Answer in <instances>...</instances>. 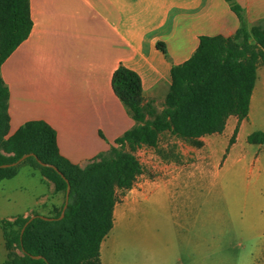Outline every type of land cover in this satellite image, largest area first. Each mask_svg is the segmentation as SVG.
<instances>
[{
    "label": "trees",
    "instance_id": "trees-1",
    "mask_svg": "<svg viewBox=\"0 0 264 264\" xmlns=\"http://www.w3.org/2000/svg\"><path fill=\"white\" fill-rule=\"evenodd\" d=\"M226 1L241 20V26L233 36L200 37L194 53L171 68L172 81L161 111L152 101H145L139 74L124 65L118 66L112 86L135 124L116 139V145L108 152L85 167L61 155L56 131L44 120L27 121L8 135L9 88L0 72V165L33 153L41 161L54 164L64 177L53 167L40 164L34 155L21 163L38 169L54 184L56 192L66 194L70 184L62 218L46 220L37 216L25 227L30 215L1 219L8 252L3 264H102L100 247L114 225L116 191L132 188L143 172L135 155L137 148H157L166 132L201 146L202 136L224 131L230 115L239 120L248 116L257 68L261 61L264 63V24L247 25L243 7L236 0ZM32 27L29 0H0V70ZM157 45L165 51L163 44ZM236 133L237 128L229 143L234 142ZM247 142L264 143V131H253ZM21 163L0 166V182L15 176ZM64 203L49 216L59 217Z\"/></svg>",
    "mask_w": 264,
    "mask_h": 264
},
{
    "label": "crops",
    "instance_id": "crops-1",
    "mask_svg": "<svg viewBox=\"0 0 264 264\" xmlns=\"http://www.w3.org/2000/svg\"><path fill=\"white\" fill-rule=\"evenodd\" d=\"M236 1L243 7L247 25L264 24V0ZM29 3L32 30L0 70L9 88L8 135L27 121L44 120L56 131L61 155L80 166L108 152L135 124L112 86L119 65L139 74L145 101L161 111L172 81L171 68L194 53L200 37L233 36L241 26L226 0ZM263 99L264 66L261 70L258 66L248 116L239 120L230 115L225 126L230 134L237 128V141L247 140L253 131H264L255 121ZM212 151L218 155L223 149ZM107 244L101 243L102 264H111Z\"/></svg>",
    "mask_w": 264,
    "mask_h": 264
},
{
    "label": "rangeland",
    "instance_id": "rangeland-1",
    "mask_svg": "<svg viewBox=\"0 0 264 264\" xmlns=\"http://www.w3.org/2000/svg\"><path fill=\"white\" fill-rule=\"evenodd\" d=\"M257 112L256 127L264 128V99ZM232 135L226 128L196 146L166 132L157 148H137L143 172L132 188L117 189L104 239L111 264H264V145L236 136L229 143ZM64 200V191L21 163L0 182V221L53 215ZM7 258L0 225V264Z\"/></svg>",
    "mask_w": 264,
    "mask_h": 264
},
{
    "label": "water",
    "instance_id": "water-1",
    "mask_svg": "<svg viewBox=\"0 0 264 264\" xmlns=\"http://www.w3.org/2000/svg\"><path fill=\"white\" fill-rule=\"evenodd\" d=\"M30 155H34L33 153H26V154H24L23 156H21L19 159H17L16 161H14V162H12V163H7V164H1L0 166H9V165H17V164H19V163H21L24 159H26L28 156H30ZM36 158H37V160H38V162L40 163V164H42V165H44V166H49V167H53L55 170H57L63 177H64V175L59 171V169L54 165V164H52V163H47V162H43V161H41L36 155H34ZM67 180V179H66ZM69 193H70V184L68 183V185H67V190H66V194H65V203H64V206H63V209H62V212H61V215L59 216V217H51V216H46V215H44V214H33V215H31L29 218H28V220H27V222L25 223V225H24V227L33 219V218H35V217H37V216H39V217H41V218H43V219H46V220H54V219H57V218H62L63 217V215H64V212H65V209H66V207H67V205H68V201H69ZM24 229V228H23ZM33 257H35V258H40L41 257V255H34Z\"/></svg>",
    "mask_w": 264,
    "mask_h": 264
}]
</instances>
